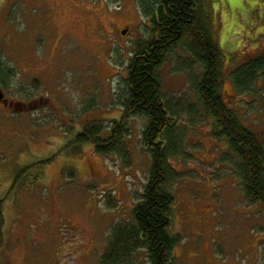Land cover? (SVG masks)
Listing matches in <instances>:
<instances>
[{
	"label": "rangeland",
	"instance_id": "374dc122",
	"mask_svg": "<svg viewBox=\"0 0 264 264\" xmlns=\"http://www.w3.org/2000/svg\"><path fill=\"white\" fill-rule=\"evenodd\" d=\"M140 7L138 0H0V62L15 72L4 90L18 104H0V264H103L113 227L135 223L152 168L142 142L147 120H129L130 165L96 154L93 144L75 155L64 148L91 122L109 128L122 118L117 95L131 55L151 37ZM213 10L225 100L264 142V69L249 89L235 84L236 68L264 57V0H215ZM188 55L175 50L158 73L168 98L201 106ZM181 114L186 144L171 161L178 178L170 186L177 264H264V207L247 200L239 159L227 138L212 135V119L192 126ZM131 260L150 264L148 249Z\"/></svg>",
	"mask_w": 264,
	"mask_h": 264
},
{
	"label": "trees",
	"instance_id": "16d2710c",
	"mask_svg": "<svg viewBox=\"0 0 264 264\" xmlns=\"http://www.w3.org/2000/svg\"><path fill=\"white\" fill-rule=\"evenodd\" d=\"M82 1L91 3L95 0ZM138 3L141 13L150 18L151 37L138 41L131 55L125 87H121L117 95L123 116L112 121L109 128L104 122H91L65 146L64 151L72 149L75 155L85 145L93 144L96 154L106 157L115 154L130 165L132 154L126 142L131 134L129 120L144 117L148 124L143 130L142 142L152 163L149 179L142 199L134 208L135 223H119L113 227V240L102 261L103 264H132L133 253L146 248L150 264H177L174 250L180 236L171 232L175 196L170 186L178 178L171 161L182 156L186 144L184 134L177 130L179 115L188 116L192 126L213 120L212 135L220 140L227 138L229 149L240 161L238 170L247 200L263 207L264 143L251 128L244 126L237 111L228 105L221 93L225 54L212 37L211 21L202 11V1L198 0L196 4V0H138ZM178 42L204 66L201 76L191 81L196 86L201 106L191 104L186 98L178 100L164 94L158 70L168 51L176 49ZM263 69L264 57L254 59L246 67L236 69L235 84L242 91L249 89V83ZM14 73L11 67L0 62V86L8 88ZM53 161L54 158L44 159L23 169L27 171L35 165L45 166ZM109 205L116 206L112 197ZM1 210L0 206L3 226ZM1 226L0 249L4 246Z\"/></svg>",
	"mask_w": 264,
	"mask_h": 264
},
{
	"label": "flooded vegetation",
	"instance_id": "af4514ba",
	"mask_svg": "<svg viewBox=\"0 0 264 264\" xmlns=\"http://www.w3.org/2000/svg\"><path fill=\"white\" fill-rule=\"evenodd\" d=\"M202 1V11H203V13L205 14V16H206V18L208 19V21H211V25H210V29H211V32H212V37H213V39L216 41V42H218V39H217V32H216V23L213 21V14H214V12H215V10H213V5L215 4V0H201ZM197 2H198V0H196V4H197ZM258 8V7H257ZM260 10V8H258V9H256V11H259ZM218 44H219V42H218ZM180 48H184L183 47V44H181L180 42H178V46L176 47V49H173V50H170V51H168V53L166 54L167 55V57L169 56V54H171V53H173L175 50H179ZM185 49V48H184ZM185 51L187 52V54H189L188 55V57L190 58V57H192V59H194V61H195V65H196V68H197V70H198V74H196V75H194V74H192V72L190 71V74H189V76H190V80L192 81L193 80V78L195 77L196 79L198 78V77H200L201 76V74L204 72V66L202 65V64H199L198 62H197V60H196V58H195V56L190 52V51H188V50H186L185 49ZM189 58H188V60H189ZM191 59V58H190ZM254 59H252V61H253ZM250 63H251V61H249ZM190 68V67H189ZM236 69H239V68H236ZM191 70V69H190ZM190 81V82H191ZM0 88H2V90H3V92H4V94H5V90H4V88L2 87V86H0ZM221 93H222V95H224V91H223V86H222V89H221ZM224 98H225V95H224ZM4 101H7V105L4 103ZM0 104L1 105H3L4 107H6V108H8V109H16L17 107H16V105H18L17 103H15L14 101H12L11 99H9L8 97H7V94H5V97H4V99H3V101H1L0 100ZM18 109V108H17ZM262 138V137H261ZM262 140H263V138H262ZM264 143V142H263ZM1 212H2V210H1ZM3 213V212H2ZM2 215H4V213L2 214ZM4 218V217H3ZM5 225H4V223H3V227H4ZM208 264V263H207ZM209 264H215V263H210L209 262Z\"/></svg>",
	"mask_w": 264,
	"mask_h": 264
},
{
	"label": "water",
	"instance_id": "95a60500",
	"mask_svg": "<svg viewBox=\"0 0 264 264\" xmlns=\"http://www.w3.org/2000/svg\"><path fill=\"white\" fill-rule=\"evenodd\" d=\"M126 33V31H124V34ZM5 97V94L3 93L2 89H0V100L3 101ZM4 103L7 105V101H4Z\"/></svg>",
	"mask_w": 264,
	"mask_h": 264
}]
</instances>
